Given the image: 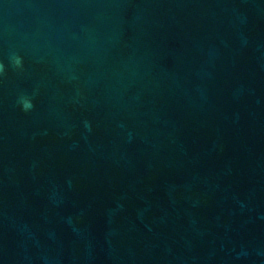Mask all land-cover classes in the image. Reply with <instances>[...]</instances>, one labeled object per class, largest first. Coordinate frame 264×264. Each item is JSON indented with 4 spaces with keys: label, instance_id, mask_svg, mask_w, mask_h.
<instances>
[{
    "label": "water",
    "instance_id": "water-1",
    "mask_svg": "<svg viewBox=\"0 0 264 264\" xmlns=\"http://www.w3.org/2000/svg\"><path fill=\"white\" fill-rule=\"evenodd\" d=\"M0 66V264H264V0H0Z\"/></svg>",
    "mask_w": 264,
    "mask_h": 264
},
{
    "label": "clouds",
    "instance_id": "clouds-1",
    "mask_svg": "<svg viewBox=\"0 0 264 264\" xmlns=\"http://www.w3.org/2000/svg\"><path fill=\"white\" fill-rule=\"evenodd\" d=\"M14 62L19 64L21 62L20 57H14ZM2 67V66H0ZM20 102L25 110L31 109L33 107V103L31 98L26 97V96H21L20 97Z\"/></svg>",
    "mask_w": 264,
    "mask_h": 264
}]
</instances>
